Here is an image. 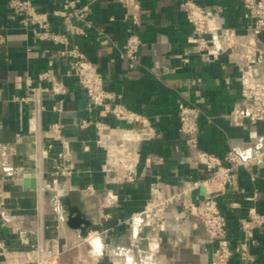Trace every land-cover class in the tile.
Here are the masks:
<instances>
[{"label":"built area","instance_id":"2783aa9c","mask_svg":"<svg viewBox=\"0 0 264 264\" xmlns=\"http://www.w3.org/2000/svg\"><path fill=\"white\" fill-rule=\"evenodd\" d=\"M1 1L12 26L31 34L45 60L44 68L35 75L25 73L18 77V88L24 89L25 93L13 99L28 109L29 136L37 147L33 166L41 228L37 240L28 242L23 249L8 247L0 234L1 264H60V258L69 246L63 245L61 238L53 233L50 238L46 237L43 203L45 197L53 195L54 220L62 226L69 224L65 197L72 192V177L78 165L73 159L70 139L63 134L65 126L53 121L47 128L43 127L48 111L45 101H52V113L63 115L67 112L70 93L68 83L78 87L86 101L84 110L88 116L76 119L72 126L79 132L95 130L96 146L105 153L102 169L106 179L108 175L121 174L108 182L134 183L141 178L138 171L142 164L146 168L159 165L162 159L156 154L144 153L142 148L158 140L160 135L149 117L122 102L121 94L111 88V82L91 59L90 50L99 48L108 37L94 21V5L99 0ZM110 1L120 4L121 24L127 31L126 41L118 53L129 62V69L134 70L140 63L143 46L139 34V29L144 26L141 2ZM237 2L242 11L241 20L246 23L242 31L222 24L221 18L210 7L200 5L197 0H179V10L192 27L187 43L193 46L198 59L210 65L227 56L240 72L241 99L228 112L209 115L207 100L200 92L196 93V102L177 104L178 133L186 149L185 162L194 167L198 177L185 180L178 191L167 196L162 195L157 182L152 184L151 198L141 212L126 220L120 219L102 231L88 232L83 236L84 242L89 243L91 236L101 240L102 235L107 236L115 227L122 228L129 232L140 261H147L149 253L158 251L162 234H166L172 225L170 207L180 203L184 213L181 222L186 224L189 219H196L209 238V264L257 263L256 249L264 231V214L257 206L260 194L244 195L241 180L247 175L256 182L261 178L259 171L264 170V0ZM109 21L113 23L114 19ZM183 61L189 62L187 55ZM169 72L168 69L164 71ZM202 119L210 124L222 119L232 127L249 130L254 142L247 146L231 142L222 155L208 151L202 147ZM44 138L49 143L45 144ZM56 143L60 144L61 152L46 176L44 163L55 150ZM82 147L85 152L91 150L89 144L84 143ZM4 172L11 176L13 169L4 167ZM16 174L20 175V172L16 170ZM85 191L91 195L95 193L91 186ZM242 194L251 206L245 214L235 215L238 237L234 238L225 209L240 211L242 206L233 197ZM0 208V215L8 222L9 218L2 206ZM122 209L117 197L108 194L99 217L103 222L112 221L114 214L110 211ZM146 228L149 231L143 239L141 235ZM144 241L147 242L145 250L141 249ZM89 244L94 254L93 262L97 264L104 256L103 251L105 253L109 248L106 244L99 248ZM125 261L137 264L133 258L127 257Z\"/></svg>","mask_w":264,"mask_h":264},{"label":"crops","instance_id":"0c3cea01","mask_svg":"<svg viewBox=\"0 0 264 264\" xmlns=\"http://www.w3.org/2000/svg\"><path fill=\"white\" fill-rule=\"evenodd\" d=\"M140 2L144 26L139 29V34L143 46L140 63L134 70L129 69V62L118 53L127 37V31L121 24L122 8L118 3L110 0L95 3L94 21L108 37L99 48L89 50L98 71L111 82V88L121 94L122 102L153 121L159 131V139L143 146L142 151L158 155L161 163L150 168L142 164L138 171L141 178L137 182H108L121 177V174L108 175L106 179L102 169L105 153L96 146L95 130L79 132L72 126L76 119L88 116L84 110L86 101L78 87L68 83L70 93L67 112L63 115L52 113V101H45L48 111L44 115L43 127L47 128L53 121L65 126L63 134L70 139L73 159L78 166L72 177V192L65 197L66 216L70 217L72 226H62L54 220V197L49 195L43 203V229L47 238L52 233L59 236L61 243L68 245L70 250L82 248L83 236L88 232L102 231L120 219L126 220L141 212L151 198L152 184L157 182L162 195L167 196L178 191L185 180L198 177L194 167L185 162L186 149L178 133V103L196 102V93L200 92L207 100V113L217 115L228 112L241 99L240 72L234 61L225 56L214 64L202 63L193 52V46L187 43L192 27L179 10V0ZM197 2L210 7L224 25L240 31L246 26L241 20L242 11L237 0ZM1 4L0 0V207L9 221L0 215V234L8 247L23 249L28 242L37 240L36 235L41 228L39 199L36 191L26 186V181L35 180L33 165L37 147L29 136L28 109L13 99L25 93L24 89L18 88V77L25 73L35 75L44 68L45 60L31 34L13 27ZM110 18L114 19L113 23H110ZM185 55L189 58L188 63L183 61ZM165 69L170 72L164 73ZM200 126L202 147L220 155L227 151L231 142L242 146L254 142L249 130L232 127L222 119H217L215 124L202 119ZM258 130L263 131L262 128ZM43 141L49 143L47 138ZM84 143L90 145V152L83 151ZM59 152L61 147L56 143L55 150L50 152L44 163L46 176L54 167ZM4 167L13 169L11 176H7ZM259 174L261 178L256 182L244 175L241 185L244 195L260 194L257 206L264 214V170ZM88 186L95 190L94 194L85 191ZM108 194L117 197L123 209L111 210L113 220L103 222L99 213ZM244 195L233 197L241 204L240 211L225 209L232 223L234 238L238 237L235 215L245 214L251 206ZM170 211L173 212L172 225L166 234H162L158 251L149 253L148 262L140 261L129 232L115 227L107 236L102 235L101 240L98 238V246L94 245L99 248L106 244L109 248L105 253L103 251L104 256L97 264H127V257L133 258L137 264H209L210 243L202 226L193 218L186 224L181 222L184 213L180 203L171 206ZM259 242L256 264H264V231ZM91 253L94 257L93 251ZM90 264L96 263L92 261Z\"/></svg>","mask_w":264,"mask_h":264},{"label":"rangeland","instance_id":"374dc122","mask_svg":"<svg viewBox=\"0 0 264 264\" xmlns=\"http://www.w3.org/2000/svg\"><path fill=\"white\" fill-rule=\"evenodd\" d=\"M89 243L82 241V248L68 249V252L61 256L60 264H90L93 261V255Z\"/></svg>","mask_w":264,"mask_h":264},{"label":"water","instance_id":"95a60500","mask_svg":"<svg viewBox=\"0 0 264 264\" xmlns=\"http://www.w3.org/2000/svg\"><path fill=\"white\" fill-rule=\"evenodd\" d=\"M26 186L30 187V188L33 189V190H36V181H35V180L26 181ZM72 224H73L72 221L69 222V225H70V226H72ZM148 231H149L148 228H146V229L144 230V233L141 235V237H142L143 239L146 238V233H147ZM146 247H147V242L144 241V242L142 243V245H141V249L145 250Z\"/></svg>","mask_w":264,"mask_h":264},{"label":"bare ground","instance_id":"6f19581e","mask_svg":"<svg viewBox=\"0 0 264 264\" xmlns=\"http://www.w3.org/2000/svg\"><path fill=\"white\" fill-rule=\"evenodd\" d=\"M113 177V176H112ZM111 177V178H112ZM89 241H90V243H92L93 245H95V246H98V238L96 237V236H91L90 238H89Z\"/></svg>","mask_w":264,"mask_h":264}]
</instances>
